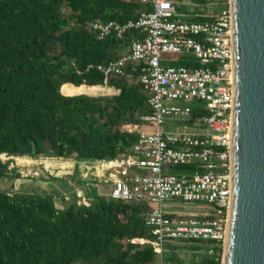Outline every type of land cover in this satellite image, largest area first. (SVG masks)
<instances>
[{"label":"trees","instance_id":"1","mask_svg":"<svg viewBox=\"0 0 264 264\" xmlns=\"http://www.w3.org/2000/svg\"><path fill=\"white\" fill-rule=\"evenodd\" d=\"M178 1L190 3L188 19L216 8L209 0ZM144 8L140 0H0V179L18 177L20 167L35 170L17 162L10 171L15 157H47L75 160L72 176L87 182L84 167L97 173L96 162L129 151L137 133L127 127L150 113L147 92L112 76L110 93L88 95L105 78L86 67L126 53L135 35L99 39L91 24L124 23ZM142 66L128 63L125 72L135 79ZM69 195L75 201L0 191V264H162L164 251L158 256L150 243L132 242L151 240L146 201L96 194L84 205L77 192ZM222 251L218 243L189 264H221Z\"/></svg>","mask_w":264,"mask_h":264},{"label":"built area","instance_id":"2","mask_svg":"<svg viewBox=\"0 0 264 264\" xmlns=\"http://www.w3.org/2000/svg\"><path fill=\"white\" fill-rule=\"evenodd\" d=\"M140 1L146 8L134 19L91 24L99 39L110 33L123 38L127 31H135L126 53L107 64H90L86 71L102 73L104 88L112 76L140 83L150 108L149 114L139 117V126L127 127L137 133L129 151L96 162L97 167L110 170V198L148 203L143 216L151 240L134 239L133 243H150L158 256L166 240L223 245L230 197V0H209L220 8L209 6L193 19L175 13L176 0ZM172 54L182 55L177 64L162 61ZM128 63L143 64L135 79L125 72ZM181 102L196 103L189 107ZM183 121L200 131L170 130L173 123ZM171 167L184 172L167 173ZM173 199L199 203L203 212L189 217L167 214L163 203Z\"/></svg>","mask_w":264,"mask_h":264},{"label":"water","instance_id":"3","mask_svg":"<svg viewBox=\"0 0 264 264\" xmlns=\"http://www.w3.org/2000/svg\"><path fill=\"white\" fill-rule=\"evenodd\" d=\"M230 197L221 264H264V0H230Z\"/></svg>","mask_w":264,"mask_h":264},{"label":"rangeland","instance_id":"4","mask_svg":"<svg viewBox=\"0 0 264 264\" xmlns=\"http://www.w3.org/2000/svg\"><path fill=\"white\" fill-rule=\"evenodd\" d=\"M215 5L216 8H220L218 3ZM175 13L182 17L186 18L191 15L190 3L185 1H178L174 3ZM148 10L152 11L151 7H147ZM182 58V55H165L162 59L169 62L170 64H177L178 61ZM88 95L96 94H108V90L104 87L92 88L89 91H86ZM196 102H186L182 105L193 107ZM191 127L189 122H175L170 126V130H180L185 128L187 131L197 133L200 129H195L196 126ZM23 159V158H22ZM23 161L15 157V161L11 160L8 165L10 171L14 168L15 163H27L35 170H25L23 167H20L19 176L4 177L0 179V191H6L15 195H25V196H37L43 194H53L57 196L63 194L66 199L70 196L69 192H80L81 204L83 203V196L86 202H89V199L93 198L96 194L100 195H109L112 189V181L108 177V170L106 167H97L96 169L91 167H84V171L89 175L87 182H81L73 177V168L76 164L75 160H60L54 158L41 157L38 159L25 158ZM28 160V161H27ZM18 168V167H17ZM80 169V168H78ZM46 170V172H45ZM50 171L49 173L47 172ZM82 172V171H81ZM80 172V173H81ZM171 174H180L184 171L180 168H169L166 171ZM82 175V173H81ZM95 178V180H94ZM59 199V197L57 198ZM66 201V200H65ZM71 201L75 199L71 196ZM77 202V201H76ZM69 202H66L67 205ZM201 204L197 203H186L180 199L168 200L163 203V211L167 214L178 216V217H189L196 216L197 214L202 213L200 208ZM218 246V243L211 241H195V240H166L164 242V253H163V262L162 264H189L200 259L210 249H215ZM222 257V256H221ZM160 258V257H159ZM192 259V261H191ZM187 261V262H186Z\"/></svg>","mask_w":264,"mask_h":264},{"label":"crops","instance_id":"5","mask_svg":"<svg viewBox=\"0 0 264 264\" xmlns=\"http://www.w3.org/2000/svg\"><path fill=\"white\" fill-rule=\"evenodd\" d=\"M17 158H18V159H21V160H23V161H25V160H26L25 158H23V159H22V158H20V157H17ZM27 161H28V160H27ZM27 163H28V162H27ZM77 194H78V196H80V194H81V193H80V192H78ZM83 197H84V196H83Z\"/></svg>","mask_w":264,"mask_h":264}]
</instances>
